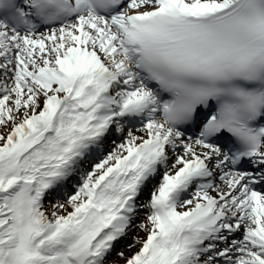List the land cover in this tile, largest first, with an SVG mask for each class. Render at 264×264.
Returning <instances> with one entry per match:
<instances>
[{"label": "snow or ice", "instance_id": "1", "mask_svg": "<svg viewBox=\"0 0 264 264\" xmlns=\"http://www.w3.org/2000/svg\"><path fill=\"white\" fill-rule=\"evenodd\" d=\"M120 261L264 264V0H0V264Z\"/></svg>", "mask_w": 264, "mask_h": 264}, {"label": "bare ground", "instance_id": "2", "mask_svg": "<svg viewBox=\"0 0 264 264\" xmlns=\"http://www.w3.org/2000/svg\"><path fill=\"white\" fill-rule=\"evenodd\" d=\"M135 251V249H129L127 251H124L125 256H128L130 252Z\"/></svg>", "mask_w": 264, "mask_h": 264}, {"label": "rangeland", "instance_id": "3", "mask_svg": "<svg viewBox=\"0 0 264 264\" xmlns=\"http://www.w3.org/2000/svg\"><path fill=\"white\" fill-rule=\"evenodd\" d=\"M129 249L125 248L124 251H127ZM131 254V252L129 253V255ZM116 260L119 261V257H116ZM120 264H122V261H120Z\"/></svg>", "mask_w": 264, "mask_h": 264}]
</instances>
